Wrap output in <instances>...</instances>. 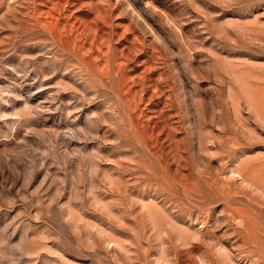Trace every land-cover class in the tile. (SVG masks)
Returning a JSON list of instances; mask_svg holds the SVG:
<instances>
[{
    "label": "rangeland",
    "instance_id": "rangeland-1",
    "mask_svg": "<svg viewBox=\"0 0 264 264\" xmlns=\"http://www.w3.org/2000/svg\"><path fill=\"white\" fill-rule=\"evenodd\" d=\"M0 264H264V0H0Z\"/></svg>",
    "mask_w": 264,
    "mask_h": 264
}]
</instances>
